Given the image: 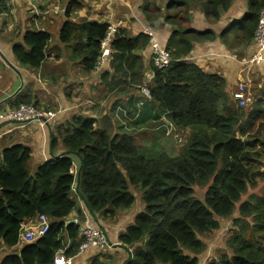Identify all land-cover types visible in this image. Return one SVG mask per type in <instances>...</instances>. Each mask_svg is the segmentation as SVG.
I'll use <instances>...</instances> for the list:
<instances>
[{
    "label": "trees",
    "instance_id": "16d2710c",
    "mask_svg": "<svg viewBox=\"0 0 264 264\" xmlns=\"http://www.w3.org/2000/svg\"><path fill=\"white\" fill-rule=\"evenodd\" d=\"M144 1L140 12L150 26L159 18L157 13L171 9L160 19L175 27L163 44L172 63L166 70L152 68L148 105L165 114L177 130L190 131L191 143L175 157L165 153L146 157L137 153L142 144L136 143V130L134 135L128 133L129 127L119 120L104 117L99 127L89 118H73L63 125L55 139L63 148L60 156L34 172L28 168L31 150L27 146H5L0 151V247L19 243L24 220L45 216L50 225L42 238L24 244L18 255H7L0 264H54L59 250L65 258L75 256L81 243L78 228L66 221L75 208L73 198L98 221V217L112 218L117 211L131 209L136 200L133 190L140 193L143 205L118 239L123 249L131 250L124 264H198L206 248L204 236L217 231L223 220L232 224L225 252L208 264H264V194L250 195L237 208L248 186L262 176L258 168L264 156V74L263 89L247 107L240 108L227 95L222 77L183 61L194 43L215 38L212 31L188 29L189 6L200 5L206 21L214 23L219 10H227L233 0H159L158 8L155 0ZM246 4L242 19L219 34L229 49H243L238 57L246 55L251 46L264 0H246ZM69 12L70 7L66 17ZM108 27L66 21L58 41L91 72ZM50 40L44 31H25L11 46L14 60L30 70L39 69ZM147 45L143 33L131 36L118 29L109 46L112 73L103 72L102 77L110 79L113 88L128 84L138 89L145 70L139 54ZM138 103L137 110L130 108L126 113L128 123L135 119L132 128L157 121L158 116L145 118L146 110H140L144 104ZM20 104L33 103L22 97L11 109ZM160 133L166 136L165 128L156 134ZM255 145L258 149L251 151ZM195 187H207L202 201L195 197ZM91 264L111 263L96 257Z\"/></svg>",
    "mask_w": 264,
    "mask_h": 264
},
{
    "label": "crops",
    "instance_id": "0c3cea01",
    "mask_svg": "<svg viewBox=\"0 0 264 264\" xmlns=\"http://www.w3.org/2000/svg\"><path fill=\"white\" fill-rule=\"evenodd\" d=\"M155 1L158 8L159 0ZM144 3V0H8L0 4V114L13 108L16 101L22 97L30 98L37 107L57 112L48 127L36 124H5L0 121V151L13 143L24 144L31 150L28 168L34 172L46 162L60 156L63 148L55 139L59 138L61 127L73 118L94 119L95 127H99L104 117H109L112 121L117 119L125 125V121L128 120L125 119L126 113H129L130 108L137 110L136 103L143 100L139 90L128 84L113 88V85L109 84L110 79L102 77L103 72L95 74L93 71H85L74 58L72 50L58 41V35L66 21L97 22L107 24L109 27L114 26L117 30H125L131 36L143 33L144 28H151L166 46L172 30L175 29L169 24H163L160 19L165 18L164 14H168V11L157 13L160 15L157 19L160 23L158 27H153L154 25L150 26L140 12V7ZM68 7L70 12L66 17L65 10ZM71 8L75 10L71 11ZM246 8V0H233L227 10H219V19L210 23L206 21L200 5L189 6L188 29L196 32L212 31L215 38L212 41L194 43L188 58L206 74L222 77L226 83V93L231 98L237 84L246 79L248 74L241 73L243 69L240 64L230 58L233 54L241 53L243 49H229L219 34L239 22L247 12ZM25 31H44L51 37L45 49V60L35 71L19 65L11 52V46ZM252 46L251 42L247 54L252 51ZM139 56H142L145 64L143 84L151 83L154 73L148 64V50ZM7 63L12 65L13 69L9 68ZM107 71L112 73L111 66L104 72ZM254 71L256 80L258 78L256 69ZM148 103L144 102L142 106L146 107L145 118L155 119L156 116L159 118L155 122L149 120L140 126V130L148 129L150 122L155 124L167 122L165 114L149 108ZM76 168L75 162L74 173ZM77 204L78 207L67 216V221L78 215L80 210H85L79 199ZM137 212L129 209L122 210L119 214L115 213L112 220L104 221L106 230L97 221L107 234L109 242L118 245L95 257L92 251L76 257L63 256L66 264H91L96 257L103 262L124 264L128 259L125 252L128 257L129 252L121 247L118 239L133 223ZM36 221L37 218L27 219L23 224L25 228H29L35 225ZM206 242L208 246L200 255L198 264H208L225 252L219 242L209 243L208 240ZM22 246L23 244L18 243L11 248L0 247V262L9 254L18 255Z\"/></svg>",
    "mask_w": 264,
    "mask_h": 264
},
{
    "label": "built area",
    "instance_id": "2783aa9c",
    "mask_svg": "<svg viewBox=\"0 0 264 264\" xmlns=\"http://www.w3.org/2000/svg\"><path fill=\"white\" fill-rule=\"evenodd\" d=\"M8 0H0V3ZM117 29L110 26L107 29L104 39L100 43V54L97 58L93 72L101 74L111 65V50L109 48L112 39ZM143 34L148 37V59L151 67L154 70L162 71L170 67L172 63L171 54L166 50L165 46L158 39L157 34L151 28H144ZM253 48L249 54L243 57H238L237 54L231 55V59L240 64L243 70L248 75L246 79L241 80L236 87V91L232 95V99L237 103L238 107H246L251 103L252 89L255 82V71L258 78L261 79V84L257 87L263 89V74H264V8L258 14L257 26L252 38ZM1 58V56H0ZM184 62L191 63L190 59L186 57ZM216 75V74H213ZM150 84V83H149ZM148 83L141 85L138 90L142 95L143 100L139 101L138 105L142 106L144 102L151 100ZM57 112L47 108L37 107L33 104H20L15 109H8L0 114L1 123L7 124H36L41 127H48L55 119ZM172 132L183 134L181 130H177L171 123H168L166 128V136H170ZM178 142H181V137H177ZM73 194L75 193L72 190ZM35 225L25 228L21 223L19 228L18 241L21 244H29L37 241L47 234L49 230L50 220L45 216L36 217ZM67 221V220H66ZM68 224L74 225L78 228V235L81 240L76 256H81L85 253L93 252L94 257L100 255L106 250H109L116 244H111L108 240L107 234L95 220H93L86 210L78 213L72 217ZM62 252H57L55 255V264H66L67 261L61 257ZM131 250H129V254Z\"/></svg>",
    "mask_w": 264,
    "mask_h": 264
},
{
    "label": "rangeland",
    "instance_id": "374dc122",
    "mask_svg": "<svg viewBox=\"0 0 264 264\" xmlns=\"http://www.w3.org/2000/svg\"><path fill=\"white\" fill-rule=\"evenodd\" d=\"M164 2H167V0H165ZM169 10H171V9H168L167 11L169 12ZM259 84H261V79L257 78L254 82V87L251 91L252 92L251 101L253 100V96L255 94L259 93V91H260V89L257 87ZM145 108L146 107H142L140 109L141 112ZM134 120L135 119H133V121ZM129 122L130 123H128V121L126 120L125 126H126V128L129 127V129L131 131L127 130L126 132L131 133L133 135H134V133H136V131L138 132V133H136V143L138 145L142 144V147L137 150V153H139L141 155L143 153V156L153 157V156H158L159 154L165 153V154H168L170 156L175 157V156L180 155L182 152H184L188 148L189 144L191 143L190 131H186L183 134H179L178 132H172L171 135L168 137L165 136V133L156 134L162 128L163 129L165 128V130H166V128L168 126V122L161 121V122H157L156 124L152 123L153 126H149V128L154 127V129H152L151 132H148L146 128H143V130H140V127L132 128V126H133L132 123L134 124V122L131 123L130 120H129ZM129 124H131V125L129 126ZM178 136L181 137V140H182L180 143L177 142ZM257 146L258 145H255L254 147H252L251 151L257 150L258 149ZM258 170L263 174V176H261L260 179L258 178L252 186L251 185L248 186V190L245 194L242 195L239 203L237 204V208L241 203L247 201L250 195H258L259 196V195L264 194V156L261 159V166L258 168ZM206 190H207V187H199V188L195 187V189H194L195 197L202 201L204 196H205ZM133 192L135 194L136 200H135L133 206L131 207V209H133V211L139 212L140 209L142 208L141 206L143 205L142 203L139 202L140 193L137 190H133ZM73 199L76 203L75 207H78L77 199L76 198H73ZM140 204H141V206H140ZM237 208H236V210H237ZM121 212L122 211H117L116 214H119ZM234 215L236 216L237 213H235ZM106 220H112V218L98 217V222L100 223V225L104 229H105L104 221H106ZM231 228H232V224H231L230 220L221 221L220 228L217 231L204 236L203 241H204L205 245L208 246L207 245L208 243L206 242L207 240L209 243L217 241V242H219V244H221V247H223V249H224V241L229 236L228 235L226 237V235L230 233ZM125 254L128 258V254L126 252H125Z\"/></svg>",
    "mask_w": 264,
    "mask_h": 264
},
{
    "label": "water",
    "instance_id": "95a60500",
    "mask_svg": "<svg viewBox=\"0 0 264 264\" xmlns=\"http://www.w3.org/2000/svg\"><path fill=\"white\" fill-rule=\"evenodd\" d=\"M159 23H160V21L159 20H157V21H155V22H153V27H158V25H159ZM252 45H253V43H252ZM7 65L9 66V68H11V69H13V67H12V65H10L9 63H7Z\"/></svg>",
    "mask_w": 264,
    "mask_h": 264
},
{
    "label": "bare ground",
    "instance_id": "6f19581e",
    "mask_svg": "<svg viewBox=\"0 0 264 264\" xmlns=\"http://www.w3.org/2000/svg\"><path fill=\"white\" fill-rule=\"evenodd\" d=\"M97 224H98V223H97ZM58 252H62V253H61V257L65 260V258L63 257V252H64V251H63V250H59ZM55 255H56V254H55ZM54 264H55V259H54Z\"/></svg>",
    "mask_w": 264,
    "mask_h": 264
}]
</instances>
